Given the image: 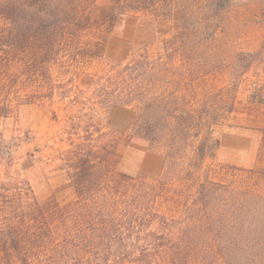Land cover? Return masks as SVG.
<instances>
[{
	"label": "trees",
	"instance_id": "1",
	"mask_svg": "<svg viewBox=\"0 0 264 264\" xmlns=\"http://www.w3.org/2000/svg\"><path fill=\"white\" fill-rule=\"evenodd\" d=\"M159 3L168 18L169 0H0V116L14 104H44L56 90L62 96L51 63L100 56L124 17L155 13ZM189 21L176 25L182 50L193 44ZM167 46L164 57L144 53L99 78L84 100V135L62 155L70 201L40 202L27 182L0 180L3 264H264V165L245 180L204 167L218 146L210 132L233 106L226 109L223 90L196 102L179 91ZM118 107L133 113L130 139L163 156L159 176L113 172L116 149L98 144L94 133H104L90 123L95 108ZM258 154L264 157V142ZM12 160L0 135V167Z\"/></svg>",
	"mask_w": 264,
	"mask_h": 264
},
{
	"label": "rangeland",
	"instance_id": "2",
	"mask_svg": "<svg viewBox=\"0 0 264 264\" xmlns=\"http://www.w3.org/2000/svg\"><path fill=\"white\" fill-rule=\"evenodd\" d=\"M169 1L168 18L160 15L166 9L160 3L155 13L132 12L124 17L107 36L100 56H67L51 63L48 71L53 84L62 87V96L56 90L44 104H14L11 114L0 116V135L11 146L13 158L9 168L0 167L1 181L27 182L40 202L49 198L61 204L70 201L73 195L67 187L62 155L84 135L82 128L88 122L84 115L90 106L84 100L93 97L99 78L116 75L141 54L153 60L164 57L165 44L172 54V72L179 74L173 75L180 80L179 91L196 102L223 90L229 98L226 109L233 106L210 132L218 146L204 167L245 180L249 171L264 165V157L258 154L264 142V0ZM189 17L193 44L182 50L179 44L186 41L177 36L176 25ZM3 24L0 19V28ZM16 69L11 66L9 74ZM95 112L90 124L104 133L100 138L94 133L96 142L113 144L118 155L113 172L159 176L164 167L161 153L129 137L132 111L118 107L108 112L95 108Z\"/></svg>",
	"mask_w": 264,
	"mask_h": 264
}]
</instances>
